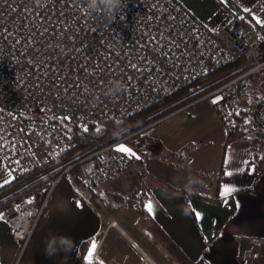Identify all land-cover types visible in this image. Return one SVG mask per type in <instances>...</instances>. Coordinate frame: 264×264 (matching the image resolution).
I'll return each instance as SVG.
<instances>
[{
	"label": "built area",
	"instance_id": "built-area-1",
	"mask_svg": "<svg viewBox=\"0 0 264 264\" xmlns=\"http://www.w3.org/2000/svg\"><path fill=\"white\" fill-rule=\"evenodd\" d=\"M125 4L109 23L103 11L86 9V0H0V23L14 32L31 29L33 39L28 48L0 41V154L12 179L35 172L34 180L46 177L53 168H42L75 148L73 134L55 118L80 128L101 127L186 90L180 99L204 92L176 111L206 101L229 131L264 133V80L258 96L244 97L264 74V23L246 12L212 26L177 0H125ZM158 35L163 36L165 51L171 48L169 41L179 47L171 48L170 56L154 51L150 40ZM211 76L216 77L202 82ZM150 126L85 157L78 153L69 162L99 157L103 164L87 182L106 190L105 183L134 169L133 160L119 153L117 146L143 135ZM142 155L152 153L143 149ZM73 166L11 202L7 225L20 245L19 256L26 251L51 193ZM141 185L138 178L135 189ZM251 244L248 263L263 264L264 239L252 238Z\"/></svg>",
	"mask_w": 264,
	"mask_h": 264
},
{
	"label": "crops",
	"instance_id": "crops-1",
	"mask_svg": "<svg viewBox=\"0 0 264 264\" xmlns=\"http://www.w3.org/2000/svg\"><path fill=\"white\" fill-rule=\"evenodd\" d=\"M177 1L212 26L246 13L244 8L264 23V0ZM155 126L144 135L148 141L161 138L166 156L154 157L148 142L144 149L151 156L140 164L132 159L134 169L107 190L93 186L109 195L108 203L81 188L85 199L75 201L68 178L58 182L19 264H249L251 239H264V135H231L206 101L175 111ZM137 178L142 179L138 190ZM5 180L12 181V174L0 154V184ZM176 189L207 192L210 198ZM135 192L148 196L144 212L115 204L114 194ZM8 212H0V264H18L20 245L9 231ZM60 236L71 238L70 253L57 243L59 254L46 256L48 239Z\"/></svg>",
	"mask_w": 264,
	"mask_h": 264
},
{
	"label": "trees",
	"instance_id": "trees-1",
	"mask_svg": "<svg viewBox=\"0 0 264 264\" xmlns=\"http://www.w3.org/2000/svg\"><path fill=\"white\" fill-rule=\"evenodd\" d=\"M216 76H211L202 80V82L210 81L214 79ZM264 80V74L259 75L255 80L254 87L246 94L244 97L246 99H250L252 97L258 96L261 91L262 84ZM189 91L180 92L174 96L166 98L161 104H157L153 107L140 111L131 117L127 118L124 121H115L111 120L108 121L105 125L98 127L96 125H90L85 131V128H80L76 125H71L67 122H62L58 117L55 118L56 121L62 123L64 127H66L72 134L76 141V146L73 150L68 153H64L63 155L59 156L56 160L51 162L47 167L42 168L43 170L52 169L50 173L39 180H34L36 178V172L33 174H26L20 179H12L10 183L5 184L3 187H0V212L5 211L10 208L11 202L18 198L22 193L26 190L33 188L34 186L47 184L50 180L55 179L59 174H61L70 164H74L73 168L70 170L68 175L65 177L68 178L70 183V187L74 194L75 201H79L81 199H85L78 188L75 186V183L80 185L85 190L91 191L93 194L97 195L101 200L108 203V194H103L100 190H94L93 186L87 182V178L96 171L102 164L103 161L99 157H94L90 160H86L82 163L76 164L77 159H74L69 162L71 157L75 156L78 153L82 154V157H85L89 152L96 150L103 146L104 144L118 140L130 133L136 132L141 128H144L151 123L159 120L160 118L170 114L181 108L182 106L190 103L191 101L198 98L204 91L199 93L193 94L186 98L180 99L183 95L187 94ZM180 99V100H179ZM179 100V101H177ZM175 102V103H173ZM173 103V104H172ZM169 104L170 106L163 109L161 112L159 110L163 108V106ZM100 129L98 132L97 129ZM248 131V132H247ZM231 135H234L231 132ZM248 135L250 134H261L262 136L264 133L262 132H254L246 130L244 132ZM128 145L134 149L138 154L139 158H135L137 163H142V150L144 147L147 146L148 140L143 135H137L131 138L128 142ZM89 150V151H88ZM87 152V153H86ZM34 180V181H33ZM27 184V185H25ZM179 191L184 195H191L194 197H199L203 199H209L210 196L207 192H195V191H188L186 189L175 190ZM115 195V196H114ZM113 199L115 204L118 205H128L136 208L140 212H144V205L148 199V196L145 193H132L128 196L114 194ZM81 253L84 256L85 254V246H82ZM94 264H100L99 262H94Z\"/></svg>",
	"mask_w": 264,
	"mask_h": 264
},
{
	"label": "snow or ice",
	"instance_id": "snow-or-ice-1",
	"mask_svg": "<svg viewBox=\"0 0 264 264\" xmlns=\"http://www.w3.org/2000/svg\"><path fill=\"white\" fill-rule=\"evenodd\" d=\"M5 2H7V0H5ZM245 12H248L249 9L248 8H244L243 9ZM254 19H256L255 17H253ZM257 23H260L259 20H257ZM23 27V25H21ZM6 29V30H5ZM31 29L26 28L25 32H19V30L17 31H13L12 27H7L4 23H0V41H2L3 43H8L11 42V45L13 47H21V48H28L33 44V39H32V35H31ZM27 33V34H25ZM43 34V33H41ZM150 43H152L154 45V51H160L162 55L164 56H170L171 54V48H178L179 45L177 43H175L174 41H169V44L171 45V48H168L167 51H165L164 49L167 47L166 45L163 44V36L162 35H158V36H154L151 37ZM174 58V57H173ZM134 70L138 69L137 65H132L131 66ZM64 119H70L68 117H65ZM85 131H87V128L84 129ZM97 131L99 132L100 129L98 128ZM119 152L122 153H128L130 152L129 149H127L126 147H124L123 145H120L117 147L116 149ZM132 155H135V153H132ZM137 159L139 158L138 156L136 157ZM10 180H5L4 184L10 183ZM4 184H0V187H3ZM33 202L32 199H29L27 201V203L31 204ZM149 211H151V205L149 204L148 206ZM3 214L0 213V216H2ZM197 218H199V214L197 213ZM95 243L93 242V244L90 246V250H89V256H91V249L95 248ZM89 264H91V261H89Z\"/></svg>",
	"mask_w": 264,
	"mask_h": 264
},
{
	"label": "clouds",
	"instance_id": "clouds-1",
	"mask_svg": "<svg viewBox=\"0 0 264 264\" xmlns=\"http://www.w3.org/2000/svg\"><path fill=\"white\" fill-rule=\"evenodd\" d=\"M125 0H86V9L91 11H103L107 16L109 23L115 20V14L125 6ZM117 85L114 82V88ZM123 85H120V89ZM57 243L64 245L63 251L69 254L71 247H73L71 238L69 237H50L45 244V255L53 257L59 254L60 249L56 247Z\"/></svg>",
	"mask_w": 264,
	"mask_h": 264
},
{
	"label": "rangeland",
	"instance_id": "rangeland-1",
	"mask_svg": "<svg viewBox=\"0 0 264 264\" xmlns=\"http://www.w3.org/2000/svg\"><path fill=\"white\" fill-rule=\"evenodd\" d=\"M62 122L63 121H65V120H61ZM150 125H152V126H150V128H152L153 126H155V124L154 123H152V124H150ZM157 125V124H156ZM149 126V125H148ZM150 128H148V129H150ZM155 128H158L159 129V127L158 126H155L154 127V129ZM158 129H155V130H158ZM143 136H145L144 134H143ZM257 134L256 133H254V135H253V137L255 138V139H257ZM145 138L147 139V136H145ZM149 148L151 149V151L153 152V156L154 157H162V156H166V154L164 153V150H166V148H165V142L161 139V138H159V137H156V138H153V139H149ZM142 158L143 159H146V157L145 156H142ZM131 169H129V170H127L126 171V173H128V171H130ZM67 179V178H66ZM66 179H61V183H66ZM137 180H138V178H137ZM137 180H136V182H135V186H136V184H137ZM60 183V184H61ZM43 184V183H42ZM45 185V184H44ZM108 185L109 184H107V183H105V185H104V188L107 190L108 189ZM75 186L78 188V189H83L82 187H80V185H78V184H76L75 183ZM56 188V187H55ZM94 190H96V189H94ZM100 190H102V189H100ZM43 192V191H42ZM43 196H44V194H43ZM11 209V208H10ZM8 214H10V213H12V210L10 211L9 210V208H8ZM39 225V224H38ZM22 257L23 256H19V258H18V264L21 262V260H22Z\"/></svg>",
	"mask_w": 264,
	"mask_h": 264
},
{
	"label": "water",
	"instance_id": "water-1",
	"mask_svg": "<svg viewBox=\"0 0 264 264\" xmlns=\"http://www.w3.org/2000/svg\"><path fill=\"white\" fill-rule=\"evenodd\" d=\"M66 120L68 121V119H66ZM120 145H123L124 147H126L127 149H129L130 152H128V153H122V152H119L118 151L119 153H122V154L127 155L130 159H135L137 156L139 157V154L134 149H132L128 144L123 143V144H120ZM120 145H118V146H120ZM132 153H135V155H132Z\"/></svg>",
	"mask_w": 264,
	"mask_h": 264
}]
</instances>
